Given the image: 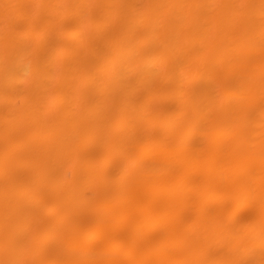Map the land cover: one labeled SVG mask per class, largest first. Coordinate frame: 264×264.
<instances>
[{"label": "bare ground", "instance_id": "6f19581e", "mask_svg": "<svg viewBox=\"0 0 264 264\" xmlns=\"http://www.w3.org/2000/svg\"><path fill=\"white\" fill-rule=\"evenodd\" d=\"M0 264H264V0H0Z\"/></svg>", "mask_w": 264, "mask_h": 264}]
</instances>
